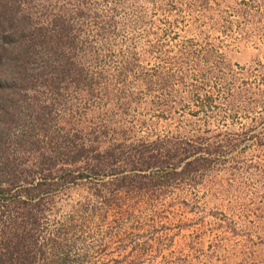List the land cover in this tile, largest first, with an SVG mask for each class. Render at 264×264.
<instances>
[{
  "label": "rangeland",
  "instance_id": "rangeland-1",
  "mask_svg": "<svg viewBox=\"0 0 264 264\" xmlns=\"http://www.w3.org/2000/svg\"><path fill=\"white\" fill-rule=\"evenodd\" d=\"M37 4L43 23L67 22L83 73L57 78V91L44 82L26 91L52 117L44 124L53 139L78 136L92 154L113 150L127 159L155 143L162 154L186 143L204 165L122 193L108 188L109 170H87L90 161L69 170L56 163L47 208L35 213L38 241L59 233L67 264H264V0ZM23 123L12 126L11 140ZM28 152L22 145L13 155L34 178H22L2 205L19 191L28 206L38 199L25 196L43 177ZM162 172L145 174L157 181ZM69 173L74 181L61 183Z\"/></svg>",
  "mask_w": 264,
  "mask_h": 264
},
{
  "label": "trees",
  "instance_id": "trees-1",
  "mask_svg": "<svg viewBox=\"0 0 264 264\" xmlns=\"http://www.w3.org/2000/svg\"><path fill=\"white\" fill-rule=\"evenodd\" d=\"M37 1L0 0V197L17 189L22 178L23 181L28 176L31 180L34 178L33 172L23 169L25 167L13 155L22 145H28L30 152L27 154L37 159L34 166L38 171L34 173L43 172L42 179L35 185L36 190L26 189L25 196H28L26 198L29 201L32 202L34 196L38 198L35 203L28 206L27 201L19 198L20 191L15 195L16 199H10L11 203H0V264H67L70 260L67 254L60 253L59 233H56V238L40 243L39 233L33 232L37 227L35 213L47 208L43 202L44 195L48 196L53 188V183L47 184L46 179L58 164L62 166L60 170H69L66 166L81 160L85 164L90 161L85 168L109 170L106 176L114 177L108 188L122 193L159 183L166 185L172 178L204 166L193 159L195 151L190 150L186 143L174 144L166 151L164 149V154L160 151L162 144L155 143L150 145L153 149L135 151L139 154L137 159H127L113 150L92 154L93 147L87 148L76 142L78 136L70 138L68 142L53 139L49 125L45 127L44 124L52 117L46 120L49 112L45 107L36 105V102L29 103L26 91L35 88L40 82L47 83L50 90L54 88L57 91V78L81 77L83 73L71 54L74 42L64 30L67 22L62 16H55L43 23V14L39 11L41 8ZM17 121L24 123L11 140L10 132ZM42 132L49 137L47 141L42 137ZM98 139L99 135L96 134L92 141L97 142ZM10 141L14 144V150H9L7 146ZM116 159H121L126 166L114 163ZM91 161H94L93 166ZM152 167L163 171L162 180L155 181L145 174ZM45 171H48L47 175ZM78 176L82 178L86 175ZM74 179L73 174L69 173L60 182ZM34 208L36 210L33 211Z\"/></svg>",
  "mask_w": 264,
  "mask_h": 264
}]
</instances>
